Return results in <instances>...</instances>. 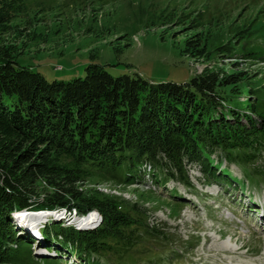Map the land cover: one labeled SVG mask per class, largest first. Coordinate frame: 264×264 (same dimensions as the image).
<instances>
[{"label":"trees","instance_id":"obj_1","mask_svg":"<svg viewBox=\"0 0 264 264\" xmlns=\"http://www.w3.org/2000/svg\"><path fill=\"white\" fill-rule=\"evenodd\" d=\"M24 2L0 0V30L9 27ZM237 42L209 51L204 37L194 33L184 40L183 52L197 58L214 52L254 58V49L240 48ZM3 48L0 264H39L34 243L58 254L42 258L46 264H60L64 254L80 264H99L93 256L111 264L144 235L165 239L167 234L149 224L140 205L84 189L86 180L133 184L151 171L155 182L162 177L193 187L186 165L198 164L204 177L216 178L227 172L213 164L215 151L227 163L243 165L256 161L264 149L262 105L252 100L239 107L245 73L236 68L238 61L227 72L205 68L180 83L152 82L137 73L112 76L94 62L86 64L83 77L49 81L26 66H15ZM156 168L160 177L153 173ZM59 208L79 214L97 210L102 219L91 229L49 219L40 240L13 223L17 211Z\"/></svg>","mask_w":264,"mask_h":264},{"label":"rangeland","instance_id":"obj_2","mask_svg":"<svg viewBox=\"0 0 264 264\" xmlns=\"http://www.w3.org/2000/svg\"><path fill=\"white\" fill-rule=\"evenodd\" d=\"M194 33L204 37L209 51L238 41L240 48L254 49L255 56L237 59L214 52L192 57L183 48ZM0 46L15 66L49 81L83 77L86 64L94 62L112 76L137 73L152 82L180 83L205 68L227 72L238 61L236 68L245 73L239 107L253 100L264 110V0H25L9 27L0 30ZM260 152L256 161L240 165L227 163L215 151L213 164L227 172L216 178L204 177L198 164L186 165L193 187L162 177L155 182L151 171L133 184L86 180L84 189L137 203L147 210L149 224L167 234L165 239L144 235L111 264H264V149ZM153 173L160 177L158 168ZM22 211L12 215L21 228L35 230L47 219L25 220ZM88 216L95 225L98 215ZM78 222L73 226L89 228ZM32 251L39 264L58 255L36 243ZM62 256L60 264H80L73 255Z\"/></svg>","mask_w":264,"mask_h":264},{"label":"bare ground","instance_id":"obj_3","mask_svg":"<svg viewBox=\"0 0 264 264\" xmlns=\"http://www.w3.org/2000/svg\"><path fill=\"white\" fill-rule=\"evenodd\" d=\"M65 210V212H63ZM73 210L75 211V213H73ZM51 211L52 210H45V211H31V212H28V211H26V210H23L19 215L20 216H24L25 215V220L26 219H28V217H29V219H30V217H31V219L32 218H35L36 219V221H35V223H40V222H42L43 220H45L46 219V217L47 216H49L50 215V213H51ZM26 213H33V214H35V215H27ZM52 213L53 214H56L58 217H64L65 215H68L69 216V218L67 219V221H66V223L67 224H72L73 225V223H77L78 221L79 222H81L82 223V221H84V222H86V223H82L83 225H86V227H87V225L89 226V228L91 227V228H94V227H96V226H98V224H99V222H100V220H101V215L98 213V212H96V211H94V210H92V211H90V212H88V213H81V214H79V213H77V211L73 208V209H71V210H67V209H65V208H61V210L60 211H52ZM96 214V215H98L97 217H95V218H93L94 219V221H96V220H98L99 222H97L95 225H92L91 223H90V218L91 217H89L88 215H91V214ZM13 215H15V213L13 214ZM78 216V218H76ZM83 217V218H82ZM30 219V220H31ZM82 220V221H81ZM78 222V223H79ZM76 228H78L79 229V227H77V226H75ZM81 227H84V226H81ZM81 229H83V228H81Z\"/></svg>","mask_w":264,"mask_h":264},{"label":"built area","instance_id":"obj_4","mask_svg":"<svg viewBox=\"0 0 264 264\" xmlns=\"http://www.w3.org/2000/svg\"><path fill=\"white\" fill-rule=\"evenodd\" d=\"M97 212H98V211H97ZM82 222H83V223H86V222H84V221H82ZM97 222H99V221H97ZM97 222H96V223H97Z\"/></svg>","mask_w":264,"mask_h":264}]
</instances>
